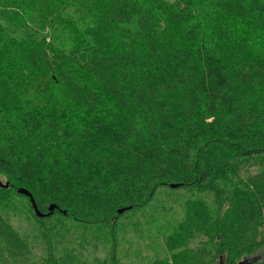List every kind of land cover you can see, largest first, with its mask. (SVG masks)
<instances>
[{
    "label": "trees",
    "instance_id": "trees-1",
    "mask_svg": "<svg viewBox=\"0 0 264 264\" xmlns=\"http://www.w3.org/2000/svg\"><path fill=\"white\" fill-rule=\"evenodd\" d=\"M0 176V264L118 261L20 235L18 188L113 241L183 191L144 264H264V0H0Z\"/></svg>",
    "mask_w": 264,
    "mask_h": 264
},
{
    "label": "rangeland",
    "instance_id": "rangeland-1",
    "mask_svg": "<svg viewBox=\"0 0 264 264\" xmlns=\"http://www.w3.org/2000/svg\"><path fill=\"white\" fill-rule=\"evenodd\" d=\"M255 171L253 169L250 172L254 175ZM0 181L5 184L3 176H0ZM11 194L16 196L14 191H11ZM15 196L12 198V203L17 210V216L14 219L11 218V221L20 235L32 237L38 233L41 234L42 229H47L48 232L55 233L56 237L63 242L65 240V248L68 242L79 239L85 248V251L78 252L79 257L102 263H106L109 259L110 249L117 242L115 252L117 264H144L152 260L156 254L162 253L165 248L161 236L171 228L168 225L171 211L174 215H179L187 197L183 191L171 192L168 188H161L146 208H139L129 214L125 220H120L122 223L115 233L116 240L113 241L109 234L99 228L78 229L69 220L63 221L58 217H52L42 224L37 223L26 203ZM35 251H37L36 248ZM258 258L259 254L255 253L247 260L242 259L240 263L249 264L251 260ZM168 264H172V260H169Z\"/></svg>",
    "mask_w": 264,
    "mask_h": 264
},
{
    "label": "water",
    "instance_id": "water-1",
    "mask_svg": "<svg viewBox=\"0 0 264 264\" xmlns=\"http://www.w3.org/2000/svg\"><path fill=\"white\" fill-rule=\"evenodd\" d=\"M169 187L172 188V189H175V188H178L179 185L174 184V185H170ZM0 188L7 189L8 188V183L3 184V183L0 182ZM16 192L18 194L23 195V196H25V197H27L29 199V203H30V205L32 207V210H33V212H34V214H35V216L37 218L42 219L44 217H48V216H50L53 213V211L55 209H58L57 206H55L54 204H52V205H50L47 208V213H41L38 210L37 205H36V203H35L32 195H31V193L29 191H27L24 188H18L16 190ZM128 210H130V208H123V209L118 210L117 213H118V215H121L123 212L128 211ZM63 214H65V212H63ZM239 264H242V263H239Z\"/></svg>",
    "mask_w": 264,
    "mask_h": 264
}]
</instances>
